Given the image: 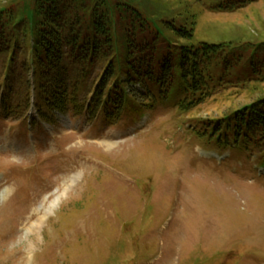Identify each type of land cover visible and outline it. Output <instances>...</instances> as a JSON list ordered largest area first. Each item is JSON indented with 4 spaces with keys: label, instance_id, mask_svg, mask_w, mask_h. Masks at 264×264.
<instances>
[{
    "label": "rangeland",
    "instance_id": "1",
    "mask_svg": "<svg viewBox=\"0 0 264 264\" xmlns=\"http://www.w3.org/2000/svg\"><path fill=\"white\" fill-rule=\"evenodd\" d=\"M160 1L163 8L197 15L196 34L205 40L264 39V0L237 13L190 0ZM141 39L166 62L169 48L154 35ZM234 67L226 75L244 89L232 86L186 111L177 106L188 99L187 89L174 75L156 74V82L170 85L154 92L134 82L128 89L144 108L141 124L132 123L140 114L122 108L117 96L107 116L115 121L71 111L57 112L54 123L40 122L21 87L28 75L13 77L10 95L25 111L18 109V118L0 112V196L6 192L0 198V264H264V178L254 164L262 155L226 151L219 166L214 153L198 152L202 131L192 132V124L205 129L201 119L264 95V84L247 93L254 71ZM4 68L0 55V86ZM97 78L92 73L87 82L77 81V102L91 100ZM150 98L166 104H145ZM1 101L2 94L3 111ZM201 141L209 146L205 136ZM110 143L118 144L110 149Z\"/></svg>",
    "mask_w": 264,
    "mask_h": 264
},
{
    "label": "trees",
    "instance_id": "2",
    "mask_svg": "<svg viewBox=\"0 0 264 264\" xmlns=\"http://www.w3.org/2000/svg\"><path fill=\"white\" fill-rule=\"evenodd\" d=\"M190 1L217 13H237L255 0ZM161 4L160 0H7L0 4V55L5 57L0 86L5 89L3 114L18 118V109H25L20 98L10 95L11 79L22 75L29 77L25 86L21 84L28 92L27 104L34 89L40 116L48 122H54L55 112L75 111L81 117L86 108L91 118L100 114L104 121H115L107 117L113 96L120 98L122 108L140 114L142 103L125 98L124 90L134 82L149 92L170 85L164 79L156 82V74L174 75L187 89L188 99L178 105L184 111L232 87L231 74L226 75L232 66L246 64L257 74L247 79L253 82L247 85V93L264 84V39L205 40L196 34L197 15ZM142 34L154 35L161 48H169L166 62L157 58ZM241 50V55H232ZM73 70L75 77L68 78ZM92 73H98L94 98L89 105L81 104L77 102V81L87 82ZM73 79L76 82L71 84ZM239 81L233 87L244 89ZM109 90L113 91L109 94ZM158 102L166 104V99H151L153 107ZM201 120L209 134L205 136L208 147L261 154L257 162L264 164V95L225 115Z\"/></svg>",
    "mask_w": 264,
    "mask_h": 264
},
{
    "label": "bare ground",
    "instance_id": "3",
    "mask_svg": "<svg viewBox=\"0 0 264 264\" xmlns=\"http://www.w3.org/2000/svg\"><path fill=\"white\" fill-rule=\"evenodd\" d=\"M118 143H110V144H108L107 146L110 148V149H112V148H114V146H116ZM6 192L5 193H3L1 196H0V198H4V197H6ZM8 196V195H7Z\"/></svg>",
    "mask_w": 264,
    "mask_h": 264
}]
</instances>
